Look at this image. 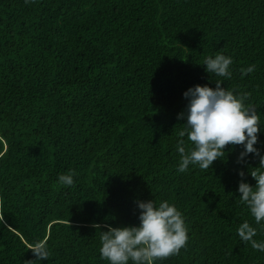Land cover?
Instances as JSON below:
<instances>
[{"label":"trees","instance_id":"16d2710c","mask_svg":"<svg viewBox=\"0 0 264 264\" xmlns=\"http://www.w3.org/2000/svg\"><path fill=\"white\" fill-rule=\"evenodd\" d=\"M217 53L231 79L205 70ZM216 80L251 93L264 155V0H0V264L35 260L42 240L51 256L36 264H109L101 231L138 225L147 200L188 227L187 247L155 264H264L237 234L247 220L264 242L238 192L259 157L237 162L243 146L228 145L209 169L177 171L183 93Z\"/></svg>","mask_w":264,"mask_h":264},{"label":"clouds","instance_id":"9594fccd","mask_svg":"<svg viewBox=\"0 0 264 264\" xmlns=\"http://www.w3.org/2000/svg\"><path fill=\"white\" fill-rule=\"evenodd\" d=\"M29 0H25L28 3ZM231 56L217 53L214 57H206L205 70L210 74L231 79ZM242 75L255 71V65L240 69ZM221 80L215 81V88L208 84H197L187 89L183 96L187 99L186 111L178 113V119H186L185 127L178 135L177 142L180 163L177 171L186 172L189 165H198L201 170H207L218 158L225 156L228 145H242L244 151L238 156L237 162H242L248 154L259 157L260 167L250 171L256 184L252 186L243 179L245 173L238 174L242 178L238 184L240 202L246 205L256 224L264 221V155L254 147L258 142L260 131V116L256 107L248 101L251 93L238 92L221 86ZM187 136L191 147H187ZM78 175L75 169H69L67 174L58 176L59 184L74 186V177ZM139 212L138 225L111 226L100 233V258L109 264H155L157 260L178 255L182 248L187 247L188 227L182 212L167 200L158 205L153 200L137 201ZM3 200L0 198V209ZM3 212L0 210V218ZM94 228H101L94 224ZM237 234L244 242L251 244L255 250L264 252V242L253 239L257 229L247 220L241 223ZM35 260L26 264H36L42 259L48 260L51 252L47 241L42 240L29 248Z\"/></svg>","mask_w":264,"mask_h":264}]
</instances>
